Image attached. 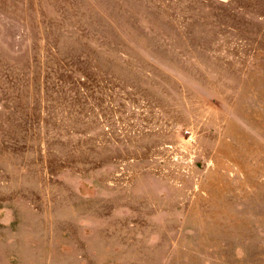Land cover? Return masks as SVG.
<instances>
[{
	"label": "rangeland",
	"instance_id": "374dc122",
	"mask_svg": "<svg viewBox=\"0 0 264 264\" xmlns=\"http://www.w3.org/2000/svg\"><path fill=\"white\" fill-rule=\"evenodd\" d=\"M0 264H264V0H0Z\"/></svg>",
	"mask_w": 264,
	"mask_h": 264
}]
</instances>
